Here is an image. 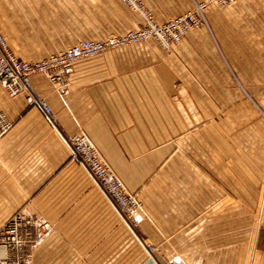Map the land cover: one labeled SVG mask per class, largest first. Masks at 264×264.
Masks as SVG:
<instances>
[{"label":"crops","instance_id":"0c3cea01","mask_svg":"<svg viewBox=\"0 0 264 264\" xmlns=\"http://www.w3.org/2000/svg\"><path fill=\"white\" fill-rule=\"evenodd\" d=\"M203 0H144L159 21ZM208 25L164 53L152 40L77 61L67 93L44 74L36 90L57 126L0 85L13 122L0 138V236L30 220L22 264H264V0L209 5ZM143 23L122 0H0L14 55L42 60L82 40ZM85 134L127 187L144 220L132 229L66 137Z\"/></svg>","mask_w":264,"mask_h":264},{"label":"built area","instance_id":"2783aa9c","mask_svg":"<svg viewBox=\"0 0 264 264\" xmlns=\"http://www.w3.org/2000/svg\"><path fill=\"white\" fill-rule=\"evenodd\" d=\"M130 9L138 12L143 18V24L125 33L108 35L102 40H82L70 47L59 50L48 57L37 61L18 59L10 50L6 37L0 31V85L11 96L25 95L30 107L40 108L48 121L57 126V117L52 107L36 90L32 76L46 75L61 93H67V75L73 65L83 59L91 58L101 53L129 44H137L155 39L161 47L169 51L179 43L191 30L208 25L207 9L211 4L225 7L236 0H203L196 2L194 9L177 17L159 23L144 0H122ZM13 122L0 111V138L7 133ZM70 145V161L84 166L97 181L103 192L114 203L119 213L128 225L135 229L144 220L143 206L140 200L132 194L117 173L105 162L98 148L82 133L66 137ZM30 220L21 214L14 215L4 227V235L0 236V246L21 250L27 241ZM150 258H153L157 247L140 237ZM0 264H22L21 261H8L0 254Z\"/></svg>","mask_w":264,"mask_h":264},{"label":"rangeland","instance_id":"374dc122","mask_svg":"<svg viewBox=\"0 0 264 264\" xmlns=\"http://www.w3.org/2000/svg\"><path fill=\"white\" fill-rule=\"evenodd\" d=\"M153 13V12H152ZM153 15H154V18H155V20L157 21V22H159V23H162V22H165V21H159V20H157V18L155 17V14L153 13ZM171 18H174V17H170L169 19H171ZM143 24V23H142ZM141 24V25H142ZM137 28V27H136ZM149 40H152V41H154V42H156L157 44H158V46L161 48V50L164 52V53H166L167 55H172L173 54V52H174V47L178 44H175L172 48H171V50H169V51H166V50H164L162 47H161V45L155 40V39H153V38H151V39H149ZM149 40H147V41H149ZM144 42H146V41H144ZM142 43V42H141ZM129 45H132V44H129ZM125 46H128V45H125ZM122 47H124V46H122ZM112 50V49H111ZM109 51V50H108ZM69 161H70V159H69ZM70 162H72V161H70ZM72 163H74V162H72ZM118 175V174H117ZM119 176V175H118ZM120 177V176H119ZM121 178V177H120ZM121 180L123 181V179L121 178ZM123 183L125 184V182L123 181ZM125 186L127 187V185L125 184ZM127 189L132 193V194H134L139 200H140V202L142 203V206H144L143 205V202H142V200H141V197H140V193L138 192V191H136V190H131V189H129L128 187H127ZM143 209H144V207H143ZM149 242V241H148ZM155 245V244H154ZM156 246V245H155ZM157 247V246H156ZM157 251H158V247H157ZM156 251V252H157ZM156 252L154 253V255L156 254Z\"/></svg>","mask_w":264,"mask_h":264},{"label":"water","instance_id":"95a60500","mask_svg":"<svg viewBox=\"0 0 264 264\" xmlns=\"http://www.w3.org/2000/svg\"><path fill=\"white\" fill-rule=\"evenodd\" d=\"M144 264H156L152 258L148 259Z\"/></svg>","mask_w":264,"mask_h":264}]
</instances>
